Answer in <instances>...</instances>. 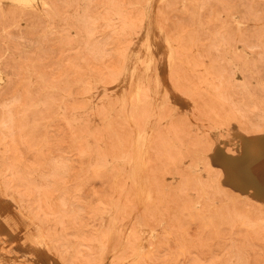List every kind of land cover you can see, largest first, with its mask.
Listing matches in <instances>:
<instances>
[{
	"label": "rangeland",
	"instance_id": "rangeland-1",
	"mask_svg": "<svg viewBox=\"0 0 264 264\" xmlns=\"http://www.w3.org/2000/svg\"><path fill=\"white\" fill-rule=\"evenodd\" d=\"M148 6L177 47L172 82L192 103L150 102L153 194L144 199L122 165L137 152L144 117L124 114L133 87L121 105L110 86ZM235 132L264 137V0H0V230L11 234L3 250L12 252L0 251L5 264H264V158L257 193L226 182L215 157L219 147L238 153ZM115 202L126 211L108 212ZM109 218L127 232L110 239ZM141 220L155 237L135 258L130 236Z\"/></svg>",
	"mask_w": 264,
	"mask_h": 264
},
{
	"label": "bare ground",
	"instance_id": "bare-ground-1",
	"mask_svg": "<svg viewBox=\"0 0 264 264\" xmlns=\"http://www.w3.org/2000/svg\"><path fill=\"white\" fill-rule=\"evenodd\" d=\"M16 1H32V0H16ZM37 1V0H36ZM126 1V0H125ZM148 1V0H147ZM158 1V0H157ZM39 2V0H38ZM128 4V3H126ZM147 4V3H146ZM40 6V5H39ZM146 6V5H145ZM152 6V4H151ZM151 6H148V8L146 9V19H145V23H144V26L142 27V29L140 30H137L138 34L137 35H134L136 36L134 39H136L134 42H131L133 43V45L131 46L130 44V51H129V56L128 58H125V60L128 59L127 61V64L126 62L124 63L126 65L125 69L124 67L122 68V70L124 69V71L119 75V73L113 77V75L111 74V76L114 78V82L111 84V91H112V96H115V97H118L119 100H118V103L120 101V104L121 105H125L126 101L128 100V93L127 91L129 90L128 88L130 87H133V89L131 90V93L132 95H130L129 93V97H131V102L133 103V108L132 110L130 111L129 109H126L127 111H125V115L126 117L128 118H132L135 116V114L137 112H141V115L144 117L143 119L145 120H142L144 123V127L142 129H138V133H137V137H136V153L135 155H133V153L131 154L133 157L131 158H126L128 160H125L123 161L122 165H126L127 166V169L130 170L129 173H130V179L134 182L136 188L142 193L144 199H148L152 194H153V186H152V183L150 181V178L149 176L147 175L146 173V166H147V160L145 158V156L147 155V151H148V147H149V144H150V140L152 138V135L153 133L155 132L156 130V126H155V123L152 121V117L153 116V113L151 114V111H155L156 109H154V106H151L150 105V102L153 101V103H156L158 104L159 106H164L165 102H166V97L168 98L167 100L169 101H172L174 102V104L177 105V107H185V106H189L192 102H191V99L183 94L172 82V76H171V73H172V68L174 67V63H175V58H176V51H177V47L173 41V39L167 34V32L165 31V29L159 25L155 19V16H154V12L152 10V7ZM155 6V5H154ZM108 7V6H107ZM110 7V6H109ZM144 7V6H143ZM118 11V10H117ZM119 11L121 12V9H119ZM145 11V10H144ZM119 14V13H118ZM115 16V15H114ZM113 18L116 19L117 16H115ZM122 17V15H121ZM112 18V19H113ZM111 19V18H110ZM123 19V18H122ZM143 19V20H144ZM125 20V19H124ZM127 21V20H125ZM124 21V22H125ZM122 23L123 24H126V22L124 23L123 21H118L117 23ZM128 22V21H127ZM118 25V24H117ZM129 26L131 25V23H128L126 24V26ZM143 25V24H142ZM141 25V26H142ZM116 26V25H115ZM125 26V28H126ZM133 24L129 27H132ZM115 28V27H114ZM133 28H135L133 26ZM132 28V29H133ZM123 32V29L121 30ZM120 31V32H121ZM121 32V33H122ZM120 36H123L120 35ZM128 36V35H127ZM126 45H124L125 47ZM122 47V46H120ZM129 46H126L125 48H127ZM129 50V48H127ZM123 50V49H122ZM125 50V49H124ZM126 50V52L128 51ZM124 53V51H122ZM125 52V53H126ZM128 53V52H127ZM126 53V54H127ZM128 55V54H127ZM114 56V55H113ZM127 57V56H126ZM118 60V59H117ZM106 64V63H105ZM107 65V64H106ZM115 66V65H113ZM108 67V65H107ZM91 68L89 67V70ZM107 70H109L107 68ZM113 70V69H112ZM111 71L109 70V73ZM119 72V71H118ZM121 72V71H120ZM88 73V72H86ZM85 73V74H86ZM94 72H92V74L88 73L90 76H93ZM113 73V72H112ZM87 74V75H88ZM115 75V74H114ZM96 76V74H95ZM94 76V78H96ZM98 77V76H97ZM116 77V78H115ZM84 78V77H82ZM93 78V77H92ZM112 78V79H113ZM98 79V78H97ZM97 79H93L95 82H98L96 81ZM84 80V79H83ZM81 80V81H83ZM93 80H92V83H93ZM79 82V81H77ZM84 82V81H83ZM82 82V83H83ZM91 83V84H92ZM84 84V83H83ZM98 84H100L98 82ZM102 84V83H101ZM100 84V88L101 90H105L102 88ZM90 85V84H89ZM88 85V86H89ZM94 84H92L91 86H93ZM87 86V85H86ZM88 86H87V89H88ZM90 86V87H91ZM97 83H96V87H97ZM95 87V85H94ZM92 87V88H94ZM104 87V86H103ZM106 87V86H105ZM109 87V86H108ZM106 87V90L107 88ZM147 88L149 89V93L151 92L152 95L151 96V100L148 101L146 100L145 103H143V100H142V97H143V92H144V88ZM98 91L101 92V90H99L98 88H96ZM95 89V91H96ZM94 89H92L93 91ZM110 90V89H109ZM87 91V90H86ZM90 91V90H89ZM88 91V92H89ZM94 94H96L97 92H94ZM103 93V92H102ZM88 94V93H86ZM92 94V93H90ZM98 94V93H97ZM96 94V95H97ZM100 94V93H99ZM70 96V94H69ZM106 96V95H105ZM166 96V97H165ZM81 97V96H79ZM85 97V95L83 96ZM87 97V95H86ZM96 98V96H94ZM132 97L134 98L132 100ZM88 98H91L92 100V95L91 97H89L88 95ZM95 98L93 100H95ZM114 98V97H113ZM147 98V97H146ZM150 98V97H149ZM148 98V99H149ZM152 103V102H151ZM152 103V104H153ZM170 103V102H168ZM155 104V105H156ZM173 104V103H172ZM94 105V104H93ZM157 105V106H158ZM118 106V105H117ZM130 106V105H129ZM128 106V102H127V107L129 108ZM157 106H155L156 108H158ZM92 107V105H91ZM123 107V106H121ZM119 107V108H121ZM153 107V108H152ZM94 108V107H93ZM126 107H123V111L125 110ZM163 108V107H162ZM182 108V110H183ZM188 108V107H187ZM191 108V107H190ZM190 108L188 109V111L190 112ZM160 109V108H159ZM159 109H157V111L159 112ZM181 109V108H180ZM62 110H65V109H62ZM121 112V110H120ZM156 112V111H155ZM162 112V111H161ZM160 112V113H161ZM157 113V112H156ZM154 113V115L156 114ZM61 114V113H59ZM73 114V113H72ZM90 114V113H89ZM122 114V115H124ZM159 114V113H158ZM76 116V115H75ZM63 117V115H62ZM67 116H65L66 118ZM72 118H77L76 117H71V121L73 120ZM126 118V119H127ZM68 119V118H67ZM74 119V120H75ZM82 119V118H81ZM80 119V120H81ZM84 119V118H83ZM72 121V122H75V121ZM79 120V119H77ZM76 120V121H77ZM128 120V119H127ZM84 122V121H81V123ZM167 122V121H166ZM100 123V122H99ZM132 123V122H131ZM136 122H134V125H135ZM137 124V123H136ZM133 125V124H132ZM136 132V131H135ZM17 137V136H16ZM23 137V136H22ZM21 137V138H22ZM233 138H236L238 139V153H235V154H232L230 152H228L226 149L224 148H221L219 147L215 153V157H216V160H217V163L220 164L225 173H226V182L236 186V187H239V188H242V189H248L250 187H253L255 189V191L257 193H262L263 192V189H262V182L260 180V177L259 175L255 172L257 167H256V163H258L259 161H261L263 158H264V137L262 136H247L243 133H239V132H235L233 134ZM16 139V138H15ZM21 142L22 139H20ZM18 143H19V140H17ZM91 140H89L88 142H90ZM135 141V140H134ZM3 143V142H2ZM23 144V143H21ZM20 144V145H21ZM102 144V143H101ZM134 144V145H135ZM2 148V147H1ZM130 149V148H129ZM134 150V149H133ZM132 150V151H133ZM141 150L140 154L139 151ZM80 151V150H79ZM135 151V150H134ZM129 152V151H128ZM81 153V156H82V152L80 151ZM128 154V153H127ZM130 155V156H131ZM25 157V156H24ZM93 157V155H92ZM98 157V156H97ZM96 157V158H97ZM106 157V156H105ZM94 158H95V155H94ZM93 158V159H94ZM98 158H101L98 157ZM97 158V160H98ZM102 159V158H101ZM101 159L98 160L101 161ZM125 159V158H123ZM109 160V158L107 159ZM117 160V159H116ZM119 160V159H118ZM95 160H93V163H94ZM104 161V160H103ZM102 161V163H104ZM111 161V160H109ZM108 161V162H109ZM119 162V161H118ZM91 163V162H90ZM100 163V162H99ZM112 163V162H111ZM111 163H108V164H111ZM120 163V162H119ZM107 164V161H106V164H104V166L107 168L106 165ZM95 167L97 169H100V167L98 168V166L100 164H98V166L96 165V162L94 163ZM94 165H92L94 167ZM103 166V165H102ZM103 166V168H104ZM111 166V165H110ZM108 165V167H110ZM102 168V169H103ZM112 168V167H111ZM111 168H108L111 169ZM126 168V167H125ZM126 169V170H127ZM127 170V171H128ZM119 172H120V169H119ZM119 172H118V175H119ZM117 175V176H118ZM9 178V177H8ZM129 178V177H128ZM96 185V184H95ZM99 187V186H98ZM102 187V186H101ZM100 188V187H99ZM106 188V187H105ZM135 188V189H136ZM97 189V188H96ZM103 189V187H102ZM108 189V188H107ZM104 190V189H103ZM106 191V190H104ZM21 197V196H20ZM19 197V198H20ZM28 199V197H27ZM118 199V198H117ZM256 199V198H255ZM262 199V198H261ZM264 199V198H263ZM142 200V198H141ZM117 202L118 201H121V200H116ZM114 202V201H113ZM68 203V202H67ZM116 203V202H115ZM114 203V204H115ZM120 203V202H118ZM116 203V204H118ZM112 205L113 208H110V207H107V208H110L108 209V212L109 211H126L125 209V205H123L124 207H120L119 204L118 206H115V205ZM138 205H141V204H138ZM115 206V207H114ZM139 207V206H137ZM140 209L142 208V205L139 207ZM87 211V210H86ZM139 211V209H138ZM101 212V211H99ZM102 214V217L106 218L108 220V215L106 216H103L105 211L101 212ZM111 213V214H110ZM109 213V216L112 215L113 212H110ZM136 213V211H135ZM107 214V210H106V213ZM114 214V213H113ZM236 213L234 212V215ZM239 214V213H238ZM235 215V216H239V215ZM136 215V214H135ZM97 217V215H95ZM116 216V215H115ZM100 217V216H98ZM96 218L98 220H100L99 218ZM111 217H114L113 215ZM110 217V218H111ZM102 218V220H103ZM104 220L105 221V226H106V223L108 222L107 220ZM109 218V219H110ZM117 218V216H116ZM115 218H112L110 219L112 221L111 223V227H110V230L109 232L110 236L111 237L110 239H112L113 237H116L120 232H122L123 234H125V232H127V227H126V224H122V222L118 221L117 219ZM122 218V216H121ZM95 220V218H93ZM124 218H122L123 220ZM240 219V218H239ZM238 219V221L241 223V225H244L240 220ZM85 220V219H84ZM98 220L96 222V224H98ZM126 220V219H124ZM123 220V221H124ZM89 221V219L87 220ZM107 221V222H106ZM142 221V220H141ZM138 221L137 222V226H136V229H135V232H136V238L134 239V237L131 235L130 237L133 238V243L135 242L134 240H138V245L137 244H134V245H137V251L135 253V258H138L141 254H143V251L147 249V247H149L148 249L150 250V248L152 247V243H151V239H153L155 237V234L153 233L151 227L145 225V223L142 221ZM86 222V221H85ZM90 223L93 224V220L91 222V220L89 221ZM162 222V221H161ZM89 223V224H90ZM102 222H100V225H101ZM133 223V222H132ZM164 223V222H163ZM240 223H239V226H240ZM88 224V223H86ZM135 224V222H134ZM95 225V224H94ZM93 225V226H94ZM104 225V224H102ZM128 225V224H127ZM246 225V224H245ZM85 226V225H84ZM100 229L101 226L97 225ZM104 226V227H105ZM90 227H91V224H90ZM163 227V225H162ZM96 228V227H95ZM122 230V231H120ZM131 230H133V228L131 227L130 228V233H131ZM120 231V232H119ZM162 230H160L161 232ZM168 231V230H166ZM88 233V231H86ZM129 233V234H130ZM164 233V232H163ZM165 233H168L170 234L171 232H165ZM89 234V233H88ZM109 234V233H108ZM132 234V233H131ZM172 234V233H171ZM11 234L8 233V232H4V234L1 233V230H0V243H1V249L0 251L2 253H5V254H8V253H12V252H8V251H5L3 249L6 248V244L4 242V240L8 239L9 236ZM87 236V235H86ZM1 238H2V241H1ZM89 238V237H88ZM87 238V239H88ZM173 238V237H172ZM94 239V238H93ZM115 239V238H114ZM113 239V240H114ZM117 239V238H116ZM87 241V240H86ZM110 241V240H109ZM84 242V241H83ZM95 245L97 246V241L94 239V242ZM100 242L98 241V244ZM120 243V242H119ZM137 243V242H135ZM86 244V242L84 243ZM111 244V243H109ZM126 247L128 246V244H130L127 240V243H126ZM87 245V244H86ZM93 245V244H92ZM108 245V244H107ZM120 245V244H119ZM174 245V244H173ZM98 246H101L102 248H100V250H103V247L104 245L102 246V244L98 245ZM106 246V245H105ZM93 247V246H92ZM136 247V246H135ZM94 248V247H93ZM107 248V246H106ZM113 247H111L110 250H113L112 249ZM178 248V247H177ZM70 249V248H69ZM105 249V248H104ZM179 249H181V247L179 246ZM183 249V248H182ZM148 250V251H149ZM84 251V249H83ZM82 251V252H83ZM147 251V250H146ZM184 251V250H182ZM0 252V253H1ZM85 252V251H84ZM118 252V251H117ZM99 253V252H98ZM106 253V252H105ZM123 253L122 251H120V254L119 252L116 253L117 256L119 255V257L121 258V256H123ZM116 254L112 255L110 254V256H115L116 257ZM148 252L145 253V255L143 256L144 259L145 257H147L148 255ZM3 255V254H2ZM18 256L22 257V258H26L24 255H22L21 253H18L17 254ZM106 255V254H104ZM121 255V256H120ZM13 257H15V255H11ZM109 256V257H110ZM113 257V258H115ZM6 258V257H5ZM107 258V257H106ZM111 258V257H110ZM109 258V260H110ZM112 258V259H113ZM124 258V257H123ZM134 258V259H135ZM4 259V258H3ZM0 260V261H3L1 262V264L4 263V260ZM108 259V258H107ZM132 257H131V261H132ZM7 260V259H6ZM5 260V261H6ZM20 260V259H19ZM29 260V259H28ZM53 260V259H52ZM121 262H123L125 259H120ZM106 261V259H105ZM83 262V261H82ZM133 262V261H132ZM10 264V262L7 260V264ZM86 263V262H85ZM105 263V262H104ZM125 263V262H124ZM127 263V262H126ZM125 263V264H126ZM5 264V263H4ZM87 264V263H86ZM136 264V263H134Z\"/></svg>",
	"mask_w": 264,
	"mask_h": 264
}]
</instances>
